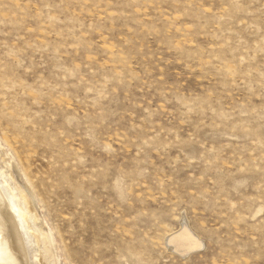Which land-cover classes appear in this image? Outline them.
Segmentation results:
<instances>
[{"label":"rangeland","instance_id":"rangeland-1","mask_svg":"<svg viewBox=\"0 0 264 264\" xmlns=\"http://www.w3.org/2000/svg\"><path fill=\"white\" fill-rule=\"evenodd\" d=\"M0 189L29 264H264V0H0Z\"/></svg>","mask_w":264,"mask_h":264},{"label":"bare ground","instance_id":"bare-ground-1","mask_svg":"<svg viewBox=\"0 0 264 264\" xmlns=\"http://www.w3.org/2000/svg\"><path fill=\"white\" fill-rule=\"evenodd\" d=\"M26 199L33 208L31 198L28 196ZM14 215L0 189V264H29L28 252ZM179 221L178 227L166 234V248L179 258H188L202 249L203 237L188 223L186 216ZM40 260L42 264H49L43 254Z\"/></svg>","mask_w":264,"mask_h":264}]
</instances>
